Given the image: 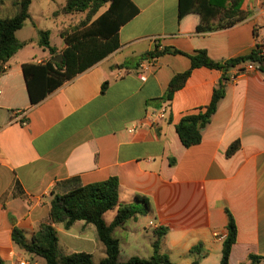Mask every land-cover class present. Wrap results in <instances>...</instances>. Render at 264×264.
Wrapping results in <instances>:
<instances>
[{"label": "crops", "instance_id": "0c3cea01", "mask_svg": "<svg viewBox=\"0 0 264 264\" xmlns=\"http://www.w3.org/2000/svg\"><path fill=\"white\" fill-rule=\"evenodd\" d=\"M132 1L140 13L120 29V47L37 105L31 104L24 65L55 61L67 48L62 26H75L86 14L57 15L67 0H33L32 18L24 28L31 22L35 36L22 38L24 28L17 32L28 44L0 74L2 264H42L40 257L14 242V227L31 239L48 222L54 194L111 177L119 179L122 205L137 204L138 197L150 203L147 215L139 214L115 229L120 262L151 258L155 230L163 227L168 232L161 253L171 264H220L228 209L238 228L230 263L249 264L254 254L264 264V74L254 65L239 76L233 70L202 142L190 148L183 145L176 127L211 103L222 72L195 69L174 98L164 100L173 77L191 68L189 57L176 50L193 54L205 49L213 60L223 61L246 55L257 44L264 46V0H245L242 10L251 12L249 17L209 33L180 32V0ZM106 10L102 8L94 20ZM0 12L8 14L0 18L12 17L17 7L7 2ZM61 17L58 46L51 41V23L56 25L54 20ZM40 31L51 32L55 55L40 46ZM157 45L170 52L148 67L143 58ZM166 105L167 120L155 122L150 115ZM237 141L240 149L227 156ZM113 212L109 221L108 212L104 216L108 225L118 208ZM55 228L63 254L86 252L96 264L106 258L94 225L78 221L70 229L63 224Z\"/></svg>", "mask_w": 264, "mask_h": 264}, {"label": "trees", "instance_id": "16d2710c", "mask_svg": "<svg viewBox=\"0 0 264 264\" xmlns=\"http://www.w3.org/2000/svg\"><path fill=\"white\" fill-rule=\"evenodd\" d=\"M7 2L14 3L17 13L12 17L0 18V74L5 71L9 60L27 46L28 42L20 41L17 32L32 18L30 8L33 0H0V9ZM244 2L245 0H180V32L188 30L193 33H209L232 27L251 15V12L242 10ZM106 6L107 10L94 20L99 11ZM83 13L86 14L83 20L60 33L67 44V48L61 53L62 61H50L44 65L34 63L24 65L32 105L39 104L57 88L117 50L120 47V29L136 17L140 9L132 0H67L57 15ZM50 35V31H40V46L55 55L57 49L51 45ZM263 49L262 44H257L250 53L223 61L213 60L205 49L195 51L193 54L175 51L189 57L191 68L173 77L164 96L165 101L174 98L186 85L195 69L208 68L222 72V79L214 89L211 103L198 112L185 116L176 127L185 147L190 148L202 142L203 131L211 123L226 95L233 70L245 71L246 66L254 65L264 74ZM168 52L169 48L161 50L157 45L155 50L143 59H157ZM106 87L107 83L104 88ZM240 147L239 141L234 142L229 147L227 156H233ZM119 188V179L111 177L105 182L79 184L65 194H54L48 222L43 223L31 239L15 226L12 234L14 242L26 253L43 258L46 264H96L89 253L65 255L60 249L55 225L63 224L66 229H70L76 222L84 221L95 226L98 238L106 248V258L99 264H171L169 258L161 253V243L168 232V229L163 227L155 230L156 239L151 258L132 257L126 263L120 262V240L114 236L115 229L139 214L147 215L150 212V203L146 198L138 197L139 203L122 205ZM117 208L114 221L108 225L105 214ZM227 213L228 235L223 243L220 264H231V253L238 237L236 220L228 209ZM192 252L194 253V250ZM262 260L263 258L258 255L249 256V264H261ZM2 262L0 258V264ZM194 264L198 262L195 261Z\"/></svg>", "mask_w": 264, "mask_h": 264}, {"label": "rangeland", "instance_id": "374dc122", "mask_svg": "<svg viewBox=\"0 0 264 264\" xmlns=\"http://www.w3.org/2000/svg\"><path fill=\"white\" fill-rule=\"evenodd\" d=\"M57 2H59V0H57ZM52 6L57 7V5H55V4H52ZM0 16H8V14H6L4 12H0ZM63 19L64 18H62V17L59 18V19H55L54 20V22H55L54 24H56V25H53L51 23L52 30H53V35H52L51 41H52V43L54 45H58L59 46L62 43V40H61L60 35H59V29H61L60 26H61V22H62ZM70 24H71V22H66L65 26H62V30L69 29L70 28ZM32 27H33L32 23L28 22L26 27L24 28V31H23V34L21 35V37L22 38H33L35 36V33L33 32V28ZM113 214H114L113 211L107 213V215H106L107 221H109L113 217ZM143 221L146 223L145 220H143ZM147 228H149V227H147ZM76 229H78L79 231L81 230L79 226H77ZM150 232H151V230H150ZM95 256H96V260H98L99 256H100V252H97ZM40 261H41L42 264H46L45 260H43L41 258H40Z\"/></svg>", "mask_w": 264, "mask_h": 264}, {"label": "built area", "instance_id": "2783aa9c", "mask_svg": "<svg viewBox=\"0 0 264 264\" xmlns=\"http://www.w3.org/2000/svg\"><path fill=\"white\" fill-rule=\"evenodd\" d=\"M263 53H264V49H263ZM155 61H156V59H151L150 58V59H148L146 64H147L148 67H151V66L155 65ZM246 73H247V70L237 72L236 75L239 76V75H243V74H246ZM141 79L143 81H146L147 78L145 76H142ZM150 116H151V118H153V120L155 122L167 120V118H168V107H167V105L162 107L160 110L153 111V113Z\"/></svg>", "mask_w": 264, "mask_h": 264}, {"label": "water", "instance_id": "95a60500", "mask_svg": "<svg viewBox=\"0 0 264 264\" xmlns=\"http://www.w3.org/2000/svg\"><path fill=\"white\" fill-rule=\"evenodd\" d=\"M172 50L174 51V49H172ZM62 59H63V56L60 55L58 58L55 59V61L56 62H60V61H62Z\"/></svg>", "mask_w": 264, "mask_h": 264}]
</instances>
